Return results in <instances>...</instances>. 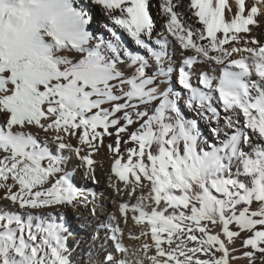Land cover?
I'll return each mask as SVG.
<instances>
[{
	"label": "snow or ice",
	"instance_id": "snow-or-ice-1",
	"mask_svg": "<svg viewBox=\"0 0 264 264\" xmlns=\"http://www.w3.org/2000/svg\"><path fill=\"white\" fill-rule=\"evenodd\" d=\"M93 3L106 35L73 0H0V264H73L79 207L91 264H264V0ZM104 158L100 220L74 180Z\"/></svg>",
	"mask_w": 264,
	"mask_h": 264
},
{
	"label": "bare ground",
	"instance_id": "bare-ground-1",
	"mask_svg": "<svg viewBox=\"0 0 264 264\" xmlns=\"http://www.w3.org/2000/svg\"><path fill=\"white\" fill-rule=\"evenodd\" d=\"M74 6L78 9L84 11L89 18V31L97 37L106 35L104 29L105 26L110 22L108 21L106 14L101 10V6H96L93 0H73ZM155 3V0H154ZM155 15V11H154ZM164 20L162 17H157V28L162 31V25ZM122 37L125 39L126 43H130V37L126 34L121 33ZM179 54V49H177V56ZM186 118H194L195 113L185 111ZM202 131L207 134V125L201 122ZM104 168L97 169L96 177L97 182H92L90 180H85L82 178L74 180L78 187H89L96 191L98 195L97 204L103 205V209H98L99 219L104 220L108 214L115 211L116 206L112 203V196L114 195L113 190L108 187V168L109 160L108 158L103 159ZM66 215L64 221L66 226L74 236L69 239L68 243L72 248V256L70 257L73 264H91L88 259V252L90 249H95L100 245L101 242L105 240V233L100 230L98 233H94V225L87 224L86 221L91 219L89 216V209L84 207H79L76 209L68 208L65 210ZM127 228L132 231H136L137 227L134 226L133 222L130 220L127 224ZM94 236H98L94 239ZM125 243L129 246L134 244V241L125 238ZM238 264H245V261L240 260Z\"/></svg>",
	"mask_w": 264,
	"mask_h": 264
},
{
	"label": "rangeland",
	"instance_id": "rangeland-1",
	"mask_svg": "<svg viewBox=\"0 0 264 264\" xmlns=\"http://www.w3.org/2000/svg\"><path fill=\"white\" fill-rule=\"evenodd\" d=\"M154 11H155V9H154ZM153 14H154V12H153Z\"/></svg>",
	"mask_w": 264,
	"mask_h": 264
}]
</instances>
